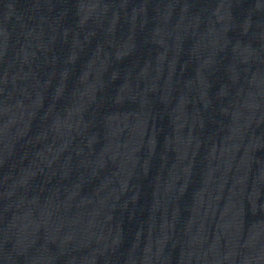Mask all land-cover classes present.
Returning a JSON list of instances; mask_svg holds the SVG:
<instances>
[{
	"label": "water",
	"instance_id": "obj_1",
	"mask_svg": "<svg viewBox=\"0 0 264 264\" xmlns=\"http://www.w3.org/2000/svg\"><path fill=\"white\" fill-rule=\"evenodd\" d=\"M0 264H264V0H0Z\"/></svg>",
	"mask_w": 264,
	"mask_h": 264
}]
</instances>
